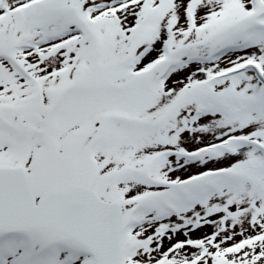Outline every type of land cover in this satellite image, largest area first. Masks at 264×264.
<instances>
[{"label":"snow or ice","instance_id":"obj_1","mask_svg":"<svg viewBox=\"0 0 264 264\" xmlns=\"http://www.w3.org/2000/svg\"><path fill=\"white\" fill-rule=\"evenodd\" d=\"M0 264H264V0H0Z\"/></svg>","mask_w":264,"mask_h":264}]
</instances>
